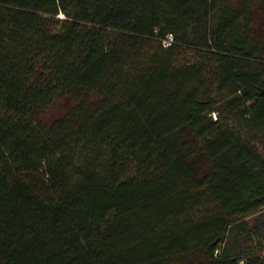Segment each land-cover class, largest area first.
I'll return each instance as SVG.
<instances>
[{
    "label": "trees",
    "instance_id": "1",
    "mask_svg": "<svg viewBox=\"0 0 264 264\" xmlns=\"http://www.w3.org/2000/svg\"><path fill=\"white\" fill-rule=\"evenodd\" d=\"M263 54L264 0H0V264H264Z\"/></svg>",
    "mask_w": 264,
    "mask_h": 264
},
{
    "label": "rangeland",
    "instance_id": "2",
    "mask_svg": "<svg viewBox=\"0 0 264 264\" xmlns=\"http://www.w3.org/2000/svg\"><path fill=\"white\" fill-rule=\"evenodd\" d=\"M264 55V54H263ZM57 109H53L51 111L48 112V117L49 118H54V117H57Z\"/></svg>",
    "mask_w": 264,
    "mask_h": 264
},
{
    "label": "built area",
    "instance_id": "3",
    "mask_svg": "<svg viewBox=\"0 0 264 264\" xmlns=\"http://www.w3.org/2000/svg\"><path fill=\"white\" fill-rule=\"evenodd\" d=\"M171 42H172V38L169 36V37H167V40L163 42V45L168 46V45H170Z\"/></svg>",
    "mask_w": 264,
    "mask_h": 264
}]
</instances>
